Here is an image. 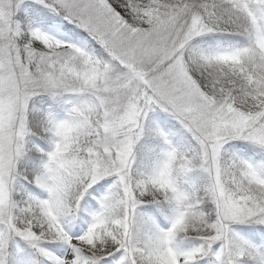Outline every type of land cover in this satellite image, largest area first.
<instances>
[{
	"label": "snow or ice",
	"instance_id": "1",
	"mask_svg": "<svg viewBox=\"0 0 264 264\" xmlns=\"http://www.w3.org/2000/svg\"><path fill=\"white\" fill-rule=\"evenodd\" d=\"M0 264H264V0H0Z\"/></svg>",
	"mask_w": 264,
	"mask_h": 264
}]
</instances>
